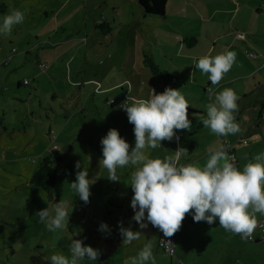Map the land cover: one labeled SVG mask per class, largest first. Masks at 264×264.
Here are the masks:
<instances>
[{
	"label": "rangeland",
	"instance_id": "374dc122",
	"mask_svg": "<svg viewBox=\"0 0 264 264\" xmlns=\"http://www.w3.org/2000/svg\"><path fill=\"white\" fill-rule=\"evenodd\" d=\"M120 1H128L130 13L124 10L123 15L131 16L134 12L131 1H135L140 11L138 0H0V5L3 3L8 7L6 14L12 8L27 10L24 22L16 25V34L11 36L19 38L20 45L15 41L11 42L8 36L0 35V60L10 54L12 47L17 49V53L20 52V48L26 47L27 40L28 47L34 51L9 65L0 62V264H50L46 259L60 253L70 258V239H81L84 243L88 239L87 233H94V211L102 213L101 200L105 198L110 206L108 200H112L116 184L120 186V197L126 193L123 188L128 184L129 169L132 166L118 168L119 181H110L108 170L100 163L103 159L101 140L109 129L115 128L134 147V126L129 123L127 114L120 105L111 107L105 100L107 93L113 95L118 91L116 87L106 90V85L109 84L107 78L112 75L107 76L106 68L101 69L100 65L95 66L93 60L87 62L85 59L86 49L93 40L92 35L102 38L100 32L93 31L94 20L99 21L100 14L109 15L108 21H112V18L114 21L118 20L122 16L118 12L117 17L112 6L120 5ZM168 1L251 2L245 11L242 10L243 21L237 27L236 19L232 30L228 25L223 26V21H220L222 15L217 16V31L226 32L221 41H225V44L236 32L243 33L248 38L255 32L257 36H262V42L257 43L259 50L255 46L247 51L258 54L260 50H264V10L257 11L259 6H263L264 0ZM113 27L117 28L116 22ZM87 33L86 39L84 37ZM45 35L51 38L45 39L48 40V45L45 44L47 41L40 40ZM66 35H72L73 39L65 40L60 45H52L58 41V37L66 38ZM68 47L71 49L62 53ZM42 48H52L55 54L59 53L54 62L44 61L47 67L41 69L43 71L38 67L36 59V52ZM92 54L90 50L89 60L92 59ZM260 62L264 63V58ZM139 65H135L133 77L137 79L140 76L144 81L153 79L149 70H142ZM101 66L107 67L108 64L106 62ZM260 75H264V64ZM18 78L22 82L28 80L29 83L21 82L17 86ZM103 78L105 79L102 80ZM88 79H92V83L86 82ZM125 85V89L129 87L127 82ZM260 88L264 90V86ZM189 89H185L184 96L189 94ZM248 91L251 93V89ZM149 95V91L145 89L139 96L147 98ZM52 150H56V153H52ZM46 155H50L52 164L59 171L50 194L29 182L42 157ZM77 162L81 163L80 169L75 167ZM81 170L88 171L89 179H95V183L90 186L88 203L83 202L70 185L76 181L77 171ZM60 200L68 208L69 231L51 232L39 221L36 213L48 207L54 214V206ZM104 212L105 222L108 223L111 216L107 211ZM206 225V221L196 222L192 228L191 214H187L180 230L173 235L176 250L185 254L191 249L188 247L187 250L186 247L188 239H180L181 231L189 237L190 233L195 234L194 231L205 230L202 228ZM254 231L252 235L257 238V242L242 239L238 234V240L226 234L222 243L203 240L200 246L204 250L200 251L199 264H209L208 255L212 254L215 255L214 260L221 257V262L222 258L226 259V254L234 258L245 255V259H248L245 264H264V238L260 239L264 234L259 229ZM180 240L181 245L178 243ZM195 251L193 249L192 252L198 254ZM251 258L254 260L250 261ZM221 262L215 261L212 264H222Z\"/></svg>",
	"mask_w": 264,
	"mask_h": 264
},
{
	"label": "crops",
	"instance_id": "0c3cea01",
	"mask_svg": "<svg viewBox=\"0 0 264 264\" xmlns=\"http://www.w3.org/2000/svg\"><path fill=\"white\" fill-rule=\"evenodd\" d=\"M249 3L251 2L167 0L165 14L162 16H144L141 8L140 11L137 9L135 1H131V5L133 4L131 9L134 12L130 16L123 15L124 10L128 11V1H120V5L112 6L114 14L118 17V12H120L122 16L118 20L114 21L112 18V21H108L109 15L106 14H100L99 21L94 20L93 31L100 32L102 38H98L97 35L95 37L92 35L93 40L86 49L85 59L87 62L93 60L95 66L100 65L101 69L106 68L108 70L107 76L112 75V77L107 78L109 84L106 85V90L110 91V88L116 87L118 91L113 95L107 93L105 97L106 101L108 99H114L123 93L126 97L134 96L142 98L146 96L139 95L145 89L149 91V94L152 91L151 88L155 89L156 83L154 77L146 81L142 80L140 76L137 79L133 77L136 64H140L139 68L145 70L142 64L143 52H149L155 62L174 77L173 81L164 86V90L166 87H171L173 89H179L181 94L184 95L186 94L185 89L190 88L189 94L185 98L191 101L188 108V118L192 122L191 130H177L179 140L175 138L171 141L164 140L161 142L162 147L149 149L151 158H164L165 156L173 155V151H176L179 147H184L188 151L182 155L180 163H198L199 166H203L211 150L222 147L226 142H229L233 144L235 166L242 171L243 166L251 162L256 154L264 152V90L260 88L264 86V75H260L262 65L264 64L260 62L264 58V50H260L258 54L247 51L255 46L259 50L257 43L262 42L260 41L262 36H257V33L252 32L250 38H248L245 34L236 32L230 41L225 44V41L223 43L221 41L226 32L217 31L216 26V17L222 15L220 21H223V26L225 27L226 25L227 27L228 25V28L232 30V27L237 26L243 21L244 13H242V10L245 11L249 7ZM2 4L0 6V18H3L8 10V7ZM261 10H264V4L257 8V11ZM127 13L130 12L128 11ZM149 17L150 19H148ZM152 17L161 18L154 20L151 19ZM236 19H238V23L234 26ZM195 20L197 21L195 22ZM101 21L109 23L111 28L109 33L103 34L96 28L97 24ZM115 22L117 24L116 29L113 27ZM119 24L120 26L118 27ZM15 27L13 28L14 31L8 37L11 42L15 41L17 45H20L19 38L11 37L16 34ZM237 34H243L244 37H238ZM190 37L195 38L196 41L190 44L184 42L185 39H189ZM46 38L51 39L50 36L45 35L40 40L47 41L45 44L48 45L49 42L45 40ZM84 38H88V33ZM72 39V35H66V38L65 36L58 37V41L52 45H60L65 40L70 41ZM28 45L29 40L26 42V47L23 46L20 48V52L17 53V49L15 48V52L11 53L9 51L10 54L1 59L0 62L6 59V63L2 64L9 65L19 60L21 56L34 52L30 50ZM68 49H71V47L63 49L62 53L68 52ZM90 50L93 52L91 60H89ZM226 51H234L237 54L236 61L220 83L218 85H212L208 76L202 74L195 67V64L199 58L205 55L210 54L215 56ZM58 55L55 54L52 48L38 50L36 52V59L40 70L47 67L41 68V63L47 60L54 62ZM71 58L72 56L70 60ZM106 62L108 66L102 67L101 65H104ZM16 82L21 83L22 80L18 78ZM86 82L92 83V79H88ZM125 82L128 83L129 89L128 86L125 89ZM101 85L100 91L102 90ZM224 89H232L240 97L237 101L239 111L236 113V122L239 124L240 132L229 134L226 137L212 133L209 128H205L202 122L198 121L193 115V113H200L202 118H207V105L213 102L215 95ZM249 89H251V93H249ZM238 141L241 142L239 143ZM133 170V167L129 169L128 184L123 188V191L126 192L123 194L124 196H119L118 190L120 186L116 184V191L113 192L112 200H108L110 206H108L107 200L103 198L101 200L102 208H100L102 213H98L96 210L94 211L95 231L94 233L91 231L87 233L88 239L84 240V244L98 249L100 255L97 261L85 259L82 264H125L130 257H135L149 241L153 245L155 264H177L175 262L176 258L181 259L182 264H199L200 251L204 250L200 246L203 240L222 243L226 238V234L238 240L237 234L226 231L220 227L219 221L216 220L211 225L207 223L202 228L205 230L200 232L194 231L195 234L190 233L189 237H186L181 231L182 238L180 239H188L189 244L186 247L187 250L188 247H191V249L185 254L176 250V257L166 255L158 246L159 239L165 237L163 232L153 227L150 223H148L146 228L141 229L139 224L132 219L135 214L131 207V199L134 193L129 184L131 183V172ZM104 210L111 216L109 217L111 221L108 223L105 222L106 213ZM190 214L193 228L196 222L193 219V213ZM146 216L147 212L145 213V223H147ZM256 216L258 221H264V216H261L259 213ZM120 222L123 223L125 228L131 227L133 231H141V238L133 241L129 245H123V237L119 232ZM102 223L108 225L109 232H101L99 230ZM256 239L254 238L255 241ZM178 243L181 245V240ZM193 249L196 250L195 252L198 251V254L192 252ZM224 255L226 259L223 260L222 258V262L220 260L221 257L214 260V254L208 255L207 262L209 264L215 263V261L221 262L222 264H245V261H248V259H245V255H239L237 258L227 256L226 254ZM253 260L254 258L250 259V261ZM147 264H152V261H148Z\"/></svg>",
	"mask_w": 264,
	"mask_h": 264
},
{
	"label": "clouds",
	"instance_id": "9594fccd",
	"mask_svg": "<svg viewBox=\"0 0 264 264\" xmlns=\"http://www.w3.org/2000/svg\"><path fill=\"white\" fill-rule=\"evenodd\" d=\"M26 11L10 9L0 21V35L10 36L14 26L24 22ZM236 55L234 51L205 55L199 58L195 67L208 76L212 85H218L233 67ZM151 89L147 98L126 97L120 105L129 123L134 125L135 146L132 147L115 128L109 129L101 140L103 159L100 163L108 170L110 181H119L118 168L132 166L134 169L129 184L134 193L131 207L135 214L132 219L141 229L150 223L165 237H171L180 230L186 214L193 213L195 222L206 221L211 225L218 220L226 231L238 234L242 239L251 238L258 227L256 214L264 216V152L256 154L242 171L223 147L211 150L203 166L180 163L182 155L188 151L184 147L173 151V155L151 158L149 149L162 147L164 140H179L176 131L191 130L192 125L188 118L190 104L179 89L166 87L161 93ZM239 99L234 90L224 89L207 105V118H202L200 113L193 115L218 136L236 134L240 132L236 122ZM75 167L80 169L81 163L77 162ZM94 183V178H88V171L81 170L77 171L76 181L70 185L80 199L88 203L90 186ZM53 211L54 214L46 207L36 215L49 231L68 232L69 212L65 202L60 200ZM99 230L110 231L104 223ZM119 232L123 245L139 240L142 235L141 231L125 228L122 222L119 223ZM69 252L70 258L60 253L46 260L50 264H82L85 259L97 261L100 255L98 249L73 238L70 239ZM148 261L155 264L151 241L125 264H147Z\"/></svg>",
	"mask_w": 264,
	"mask_h": 264
},
{
	"label": "trees",
	"instance_id": "16d2710c",
	"mask_svg": "<svg viewBox=\"0 0 264 264\" xmlns=\"http://www.w3.org/2000/svg\"><path fill=\"white\" fill-rule=\"evenodd\" d=\"M166 3H167V0H138V4L141 7L142 13L144 16H147V15L162 16L165 12ZM96 28L100 30L103 34L109 33L111 30L109 23L105 21H101L100 23H98ZM195 41L196 39L193 37H190L189 39L184 40V42H186L187 44L188 43L190 44L191 42L193 43ZM12 52H15V48L13 47L11 48V53ZM6 61L7 60L5 59L1 61V63H6ZM142 64L145 68L149 70L151 75L154 77L156 81L155 91L157 93L163 92L164 86L169 84L171 81H173L174 77L171 74H169L166 70L162 69L155 62V60L153 59L152 55L149 52H143ZM24 81L22 82V84L28 83V80H26L27 83H24ZM19 85H20V82L17 83V86ZM125 98L126 96H124V93H123L122 95H119L114 99H110V100H113L112 103H109V100H107V103L111 107H115L119 105L120 103L122 104ZM227 143L229 144L228 152L234 155V164H235V154H234V150L232 147L233 144H230L229 142H226L225 144ZM52 153H56V150H52ZM58 172H59L58 167L52 164L50 160V155L43 156L36 170L31 175L29 182L32 186L40 187L42 190L50 194V192L53 189V186L56 183ZM256 229H259V228L257 227ZM260 239H263V238H260ZM257 241L258 240H256V242Z\"/></svg>",
	"mask_w": 264,
	"mask_h": 264
},
{
	"label": "built area",
	"instance_id": "2783aa9c",
	"mask_svg": "<svg viewBox=\"0 0 264 264\" xmlns=\"http://www.w3.org/2000/svg\"><path fill=\"white\" fill-rule=\"evenodd\" d=\"M238 37L243 38L244 35L243 34H237ZM41 68H45L46 65L41 63L40 64ZM24 83H27V81L25 80ZM130 87H128L129 89ZM113 100H109V103H112ZM124 102V101H123ZM121 105V103L119 104ZM228 143L223 145V148L225 149V151L233 158L232 162L234 163V155L230 152H228ZM258 228L260 229L261 233L264 234V221H260L258 222ZM262 238H264V236L261 235ZM249 240H254V237L251 236V238H249ZM158 246L159 248L168 256L170 257H176V247H175V243H174V239L173 236L171 237H161L158 241ZM175 262L177 264H182V261L177 259L175 260Z\"/></svg>",
	"mask_w": 264,
	"mask_h": 264
}]
</instances>
